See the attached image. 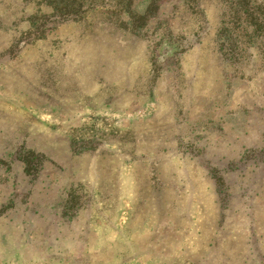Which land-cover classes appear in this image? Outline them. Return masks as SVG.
<instances>
[{
  "label": "rangeland",
  "instance_id": "374dc122",
  "mask_svg": "<svg viewBox=\"0 0 264 264\" xmlns=\"http://www.w3.org/2000/svg\"><path fill=\"white\" fill-rule=\"evenodd\" d=\"M45 1L0 0V264H264V0Z\"/></svg>",
  "mask_w": 264,
  "mask_h": 264
},
{
  "label": "trees",
  "instance_id": "16d2710c",
  "mask_svg": "<svg viewBox=\"0 0 264 264\" xmlns=\"http://www.w3.org/2000/svg\"><path fill=\"white\" fill-rule=\"evenodd\" d=\"M47 1V2H46ZM45 3L49 4V5H52L53 1L52 0H46ZM54 9V8H53ZM56 9V8H55ZM54 9V10H55ZM56 11V10H55ZM71 10H62L60 11L58 14L61 16V15H68L70 13Z\"/></svg>",
  "mask_w": 264,
  "mask_h": 264
}]
</instances>
